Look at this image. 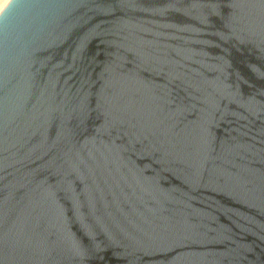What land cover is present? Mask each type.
Masks as SVG:
<instances>
[{
	"label": "water",
	"instance_id": "95a60500",
	"mask_svg": "<svg viewBox=\"0 0 264 264\" xmlns=\"http://www.w3.org/2000/svg\"><path fill=\"white\" fill-rule=\"evenodd\" d=\"M0 264H264V0H8Z\"/></svg>",
	"mask_w": 264,
	"mask_h": 264
},
{
	"label": "bare ground",
	"instance_id": "6f19581e",
	"mask_svg": "<svg viewBox=\"0 0 264 264\" xmlns=\"http://www.w3.org/2000/svg\"><path fill=\"white\" fill-rule=\"evenodd\" d=\"M7 2L8 0H0V10L4 7Z\"/></svg>",
	"mask_w": 264,
	"mask_h": 264
}]
</instances>
